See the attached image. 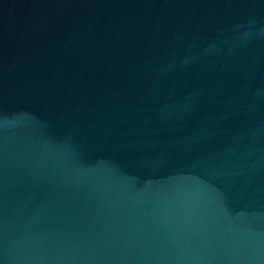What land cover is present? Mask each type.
<instances>
[{
    "label": "water",
    "instance_id": "obj_1",
    "mask_svg": "<svg viewBox=\"0 0 264 264\" xmlns=\"http://www.w3.org/2000/svg\"><path fill=\"white\" fill-rule=\"evenodd\" d=\"M0 264H264V0H0Z\"/></svg>",
    "mask_w": 264,
    "mask_h": 264
}]
</instances>
